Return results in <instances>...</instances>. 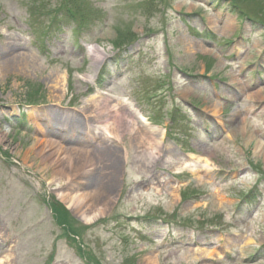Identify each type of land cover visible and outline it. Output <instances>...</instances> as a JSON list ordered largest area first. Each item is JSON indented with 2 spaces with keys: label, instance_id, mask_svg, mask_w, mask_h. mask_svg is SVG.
<instances>
[{
  "label": "rangeland",
  "instance_id": "374dc122",
  "mask_svg": "<svg viewBox=\"0 0 264 264\" xmlns=\"http://www.w3.org/2000/svg\"><path fill=\"white\" fill-rule=\"evenodd\" d=\"M210 1L217 0H76L85 9L87 25L77 30L66 26L63 33L46 37L53 26L48 20L61 8L66 15L83 16L77 4H69L71 0H0V58L16 48L28 55V62L20 66H7L12 65L3 63L7 57L0 59L1 264H208L209 252L218 264H223L216 259L220 251H226L225 264H264V259L255 261L257 249L264 247V233L260 231L264 206L250 225L240 214L244 207L238 209L232 195L234 189L238 191L233 194L240 195V188L255 181L252 168L260 166L264 170V105L260 106V112H249L254 104L258 106L264 100V92L255 93L253 100L252 95L243 100L240 112L236 110L238 100H234L232 88L245 87L249 82L246 74L251 76L254 69L251 66L243 72L235 66L242 67L249 60L264 67V54L257 59L264 50V27L237 17L226 7L234 26L219 25L220 29L217 20L224 9L217 5L214 9ZM259 1L264 3V0H237V3L246 13L258 16L264 11ZM218 3L230 2L218 0ZM200 30L204 35L198 36ZM236 31L237 43L250 40V55L244 51L234 56L231 47L220 45L223 40L212 42V35L220 34V38L227 39ZM117 37L118 43L125 38L129 42L138 38L120 54L129 51L136 71L128 63L123 80L116 79L110 95L102 96L96 92L98 73L118 54L112 46ZM241 46L245 50V45ZM94 50L99 58L94 56ZM109 69L114 75L112 65ZM248 78L254 86L264 83V75ZM247 89L248 86L240 92ZM140 90V94L136 93ZM217 95L223 99L222 104ZM124 98L142 115H147V107L159 113L156 118H147L149 124L161 123L165 117L166 135L161 137L149 124L145 128L141 122L135 125L138 119L128 116L127 108L132 105ZM33 100L36 103L31 106L29 102ZM195 106L201 112H207L206 109L219 112L224 125L231 128L229 136L215 135L214 126L213 131L200 128L201 118ZM33 111L44 117L61 116L62 130L73 120L76 124L80 122L82 142L87 133L90 144L94 124L107 118L113 120L114 112L119 111L121 135L119 140L105 135L99 147L93 145L96 149L89 145L87 150L94 156L87 168H81L80 164L76 168V159L80 157L72 154L71 164L66 153L55 152L57 148L53 149V157L59 160L47 157L48 166H44L47 147L33 148L38 139L54 140L55 146L75 150L78 138L66 127L59 134L47 118L44 123H35L30 117ZM22 112H26L28 121L24 126L19 124ZM132 116L134 122H130ZM131 127L134 130L130 132ZM154 142L157 147L149 150V143ZM107 144L112 146L105 149ZM182 147L192 154L209 149L211 165L202 172L205 178H200L198 188L190 186L178 195L173 194L175 191L169 194L168 178L163 177L166 174L176 177L174 166L182 160L178 159ZM124 165L126 177L122 176ZM246 166L250 170L239 179L224 181L225 177H236ZM59 170L64 175L54 177ZM103 170L117 180L111 192L104 185L100 188V184L96 192L100 190L102 198H98L92 192L104 179ZM183 175L178 174V178ZM151 186H155L156 192ZM85 191L91 193L87 201L89 212L97 209L101 214L88 223L80 218L83 210L80 207L76 210L69 202L73 193ZM196 193L203 203H196ZM56 203L64 214L62 223L57 218ZM133 209L137 214L145 210L156 213L158 222H167L179 233L195 237L191 240L193 244L205 247H192V256L184 252L179 256L172 254L168 251L174 247L167 240L166 224L152 226L145 236L135 232L137 240L130 238L124 227L131 229L133 223L127 224L120 214L127 210L128 214L133 213ZM238 232L244 235L242 240H233ZM125 237L134 240V244L128 246ZM159 238V245H154L153 241Z\"/></svg>",
  "mask_w": 264,
  "mask_h": 264
},
{
  "label": "bare ground",
  "instance_id": "6f19581e",
  "mask_svg": "<svg viewBox=\"0 0 264 264\" xmlns=\"http://www.w3.org/2000/svg\"><path fill=\"white\" fill-rule=\"evenodd\" d=\"M231 25L234 26V23L233 22L231 23V19L230 18L228 19V21L226 20L224 22V27H230ZM93 53H94V56L96 58H99L100 55L97 52V50H94ZM27 62H28V55H26L23 52L15 53L10 58L8 57V59L6 61H3V63L5 65H7L9 63L12 64V65H7V66H11V67L12 66H16V65L17 66L25 65ZM255 95L256 94L252 95L250 98H254ZM127 110H128V112H129L130 115H134L139 121L141 120L144 124H148L147 121L145 120V118L143 116H141L134 107L133 108L132 107H128ZM37 116H38L37 114L33 115V120H35L34 118L37 117ZM110 119H112V116L110 117ZM58 121L61 122V116L58 118ZM103 122H104V124H103V130L101 132V136L99 138V141L97 142L98 143L97 146H100L102 144V141L104 140L105 135H108L112 139H116V138H118V136L121 135V130H120V127L118 126L119 124L121 125V116L119 115V111L117 113L114 112L113 120H110L109 121L108 118H107ZM137 123H138V121L135 122V124H137ZM69 125L70 126L68 128H70V130H76L80 134V137H79V135L76 136L78 138V141H77L78 142L77 143L78 144V147H74L75 150L68 149V148L67 149H64L63 147L61 148V147L55 146L57 144V141L56 142L54 140L51 141L50 139L49 140L46 139L45 141H42V140H39L38 139V141H36V144H34L33 148L35 146H38V147L41 148L42 145H44L45 147H47V148H45L46 153H47L46 156H43L42 155V152H41V155L43 156V160H42L43 164H45V161H46V158L47 157L52 158V159H57L58 158V160H59V157H57V156L53 157V154H54L53 151H55L53 149L54 148H57V150L55 152H57V153H62V152L63 153H66L67 154V160L71 164H72V161H73L72 158L74 157L72 154H75L76 157H80V158L76 159V162H75V167L76 168L79 166V164L82 165L81 168H85V167L87 168L89 166V162L93 158L94 155H93V153L91 151L87 150L89 148V145L84 144L83 143L84 141L82 142V140L84 138V135H83V133L81 131V128L80 127H74V126H72V124H69ZM111 125H113V127H111ZM242 125H243V122L239 126L240 127V130H241V126ZM153 128H155L156 130L160 131L159 128H157L155 126ZM132 130H134L133 127H131V130L128 129V131H130V132ZM147 130L149 131L148 128H147ZM58 133L60 134L59 130H58ZM85 139H86V142H88L86 137H85ZM118 140H119V138H118ZM90 142H91L92 145H94V143H92V141H90ZM154 143H149V145L151 146L149 148V150H154L157 147V145H156L157 142H154ZM30 150H31V148H30ZM63 158H65V155H63ZM105 165H107V164H105ZM205 165L206 166L210 165V162L209 163L206 162ZM44 166H48V165L45 164ZM90 172L87 173L88 176H89ZM102 173L105 174L104 175V179L101 181V183H99V185L95 186V189L96 190H93V192H92V195L94 193H96V196L98 198H102L100 196V190H98V192H96L97 189H98V187L100 186V184H101L100 188L102 187V185H104V187L106 186L107 187V190L111 192L113 190L114 185H116V180H117L115 178V176H112L111 175V173H105L104 170H103ZM55 174H62V175H64V171H61V173H60V170L59 171H55L54 177H57ZM90 194L91 193L86 192V191H85V193L84 192L83 193L81 192L79 194L73 193L71 195L70 201H69L71 205H74L75 206V209L76 210H78L79 207H80L79 208L80 210H83L82 215H81L80 218L82 220L86 221V222L93 221L95 217H98V216L101 215L100 214V211H98L97 209H93V210H91L89 212V207H88L87 201H88V197H89ZM62 197H63V195H62ZM85 202L87 203V205H86V207H83L82 205ZM222 202H224V201L221 200V204H222ZM106 208H108V206ZM246 240H248V238ZM0 264H1V262H0Z\"/></svg>",
  "mask_w": 264,
  "mask_h": 264
},
{
  "label": "trees",
  "instance_id": "16d2710c",
  "mask_svg": "<svg viewBox=\"0 0 264 264\" xmlns=\"http://www.w3.org/2000/svg\"><path fill=\"white\" fill-rule=\"evenodd\" d=\"M54 208H55V210L57 212V218L59 219L60 223H62L61 221L64 218V214L59 211V208L57 207V205Z\"/></svg>",
  "mask_w": 264,
  "mask_h": 264
}]
</instances>
